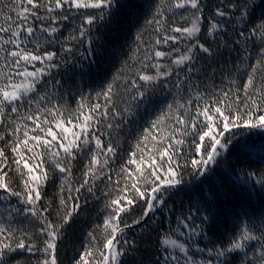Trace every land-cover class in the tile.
<instances>
[{"label":"snow or ice","instance_id":"6c2138e0","mask_svg":"<svg viewBox=\"0 0 264 264\" xmlns=\"http://www.w3.org/2000/svg\"><path fill=\"white\" fill-rule=\"evenodd\" d=\"M0 264H264V0H0Z\"/></svg>","mask_w":264,"mask_h":264}]
</instances>
